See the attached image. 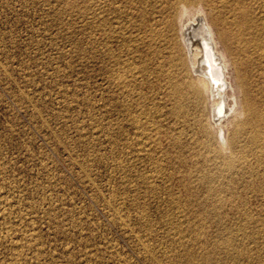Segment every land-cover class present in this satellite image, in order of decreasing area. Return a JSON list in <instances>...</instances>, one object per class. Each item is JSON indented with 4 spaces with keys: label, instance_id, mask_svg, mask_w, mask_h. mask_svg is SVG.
Wrapping results in <instances>:
<instances>
[{
    "label": "rangeland",
    "instance_id": "obj_1",
    "mask_svg": "<svg viewBox=\"0 0 264 264\" xmlns=\"http://www.w3.org/2000/svg\"><path fill=\"white\" fill-rule=\"evenodd\" d=\"M89 1L0 0V264H264V155L259 158L254 148H247L246 159L237 162L231 176H220L208 196L197 169L213 168L218 160L206 161L195 140L181 149L168 130L176 119L167 115L166 67H161L166 49L157 47V58L143 75L147 82L142 77V86L130 83L120 91L108 78L118 67L113 61L131 59L134 52L129 45L124 49L125 40L105 39L100 31L89 38ZM135 1L104 0V18L110 28L119 18V24L124 21L129 43L139 35L151 41L145 19L151 6L143 14ZM202 2L238 72L252 70V87L260 97L258 123L264 130L263 62L254 51L242 53L230 34L235 0ZM96 4L98 11L101 0ZM246 4L251 24L264 27V0ZM115 6L120 17L110 12ZM155 42L162 45V37ZM188 52L182 50L184 58ZM244 55L257 58L243 61ZM203 60L206 65L207 58ZM154 68H161L160 78ZM130 88L141 92L133 95ZM156 102L159 116L153 114ZM136 117L158 138L156 145L146 142L147 153L134 151ZM156 118L163 125L159 129L153 126ZM176 125L174 131H180L183 121ZM192 135V129L186 130L181 139L189 142ZM154 162L164 169L162 179ZM177 199L190 204L175 208ZM246 218L252 222L245 224ZM221 225L233 228L235 244L250 257L233 262L217 247L226 234L219 231Z\"/></svg>",
    "mask_w": 264,
    "mask_h": 264
},
{
    "label": "bare ground",
    "instance_id": "obj_2",
    "mask_svg": "<svg viewBox=\"0 0 264 264\" xmlns=\"http://www.w3.org/2000/svg\"><path fill=\"white\" fill-rule=\"evenodd\" d=\"M251 1L252 0H247V1L246 0H239V1L235 0V2L233 3V6L231 9L232 11H234V13H233V17L229 18V20L232 24H235L234 25L235 28L230 30V34H232V36L236 39L239 45L240 51L242 53L243 52L247 53L249 51L251 54V52L254 51V53L258 55V58L255 55L253 56V58L254 59L257 58L263 62L261 63L259 74H261L262 77L264 78V27L259 25L258 23L251 24L252 22L250 20V13L248 9L249 4H246V2L251 3ZM256 1L258 2L261 0H256ZM89 2H90L89 5L91 4V8H90L91 10L89 9L90 10V14H89L90 27L89 28L91 29L89 30V32L91 31V36L89 35V38H91L95 32L100 31L102 34H104L105 39L110 40L116 37V38H121L125 40L126 44H125L124 49L126 50L129 45L131 46L130 48L133 50L131 51L134 52V55L131 56L130 49L127 50L130 53L129 56L132 57L131 59L117 58L116 61L114 60L113 62H115V64H117L119 68L116 67L115 70L111 71L109 77L106 75V77L111 79V82L113 81L112 82L113 84L115 83L118 86L120 91L127 89L130 83L131 84L134 83L135 85L139 84V86H142L143 84L142 81L144 80L142 77L145 76L144 72L146 70L148 72L149 70L147 69V65L149 64L150 60L157 58V55H158L157 47L160 48V46H162L163 48L166 49L167 54L166 56H164V60L161 62V67L164 65L166 67L165 72L163 73L165 75L164 77L166 80L165 81V87L167 90L166 95L170 102L169 108L167 110V115H170L172 118L176 119V120H173L171 123L172 129H168V130L169 131L171 130L170 133L173 136V138L180 143L181 149L182 148L183 150L187 149L189 143L190 144L194 143V140H195V142L199 145V148H200L199 154L202 155L206 161H212L215 159L218 160V161L215 160L216 164L214 165L213 168L211 166L210 168L203 169L200 167L199 169H197V172L199 173L200 178L203 181H205L208 187V192H207L208 196L213 195V190H214L213 183H215L220 176H222L223 174H227L231 176L236 168L237 162H240L243 159H246L245 157L248 155L247 148H251V149L254 148L256 150L257 157L259 158H261L264 155V130L258 123V121L261 118V111L257 105L260 97L257 96L258 92L256 93L252 87V79L250 77L251 75L249 76V73L251 74L252 70L247 67L246 74H242L238 72L236 62L234 61L226 45H224L221 37L219 36L212 18L208 16L206 12V7L203 4L202 0H136L135 1L137 3L136 6L139 7L140 11L143 12V14L146 11V5L150 4L151 10H149V12L151 16L145 17V19H148L150 21V27L148 28V30L153 33L151 36V41L150 40L145 41V36L139 35L138 38L133 36V38H136V39L135 40L131 39L133 40V42L131 43L128 42L129 41L128 38L130 39V34L127 31L128 27L124 26L125 24V22L123 21L124 19L122 20L123 24H121V22L119 24V21H118L120 19L119 18L116 21V24L114 25L112 24L111 26L113 27L110 28L108 25L110 20L109 22H107L106 18H104L106 9L103 6H105L104 4H106V2H104V0H101L102 5H99L98 11H95L96 9L94 10V8L96 7L94 6V4L98 5L96 4V0H90ZM109 10H112V9L110 8ZM110 12H113L115 13L117 17H120L122 11L120 10V7H116ZM146 12H148V10ZM237 14L239 15V18L236 16ZM116 16H114V18ZM144 16H146V14ZM224 21L226 24L230 25V22L228 21V19H223V22ZM243 24H245V26ZM157 37H162V40H163L162 45L155 42ZM119 47L121 48V46ZM185 48L189 51L186 58H184L182 55V50ZM94 50L92 51L94 52ZM122 55L125 56L124 54ZM203 58H207L206 65L203 64V61H204ZM253 58L250 56L245 57L244 55V57H242V60L243 61L247 60L248 62H250V61H253ZM115 64H114V67H115ZM108 70L106 69L105 73ZM152 73H154V75L156 73V77L160 78L161 68H156V69L154 68V71ZM106 74H109V71ZM103 76L105 77V74ZM146 79L147 78H145V81ZM159 82H158V85H160ZM115 87L113 88L114 90H115ZM259 89L261 90V88ZM128 90L131 91V88ZM137 90L135 89L134 91H131V92H135ZM138 92H141V91H137V93ZM116 93L117 92L114 91V95L118 96V94ZM134 94L136 95V92L133 93V95ZM120 95L121 93L119 94V96ZM131 99H132V96H131ZM132 100H134V98ZM113 101L115 102L114 98H113ZM143 102L144 100H142V103ZM136 103L139 104V102H136ZM133 104H135V102H133ZM119 105L121 104L119 103ZM129 105H131V101L129 102ZM132 106H130V109ZM160 106L161 105H158L157 102H156V107L154 105L155 109H154L153 114H155L156 116H159L160 114L159 112H161L162 110ZM112 108L114 109V107ZM138 109H141V108H138ZM133 110L134 109L130 111H133ZM145 111L142 113L145 114ZM129 114L130 113H128V115ZM132 114H134V112ZM136 114L137 113H135V115ZM148 114L150 115V113ZM130 117H127L128 121L130 120ZM137 117L136 119H134V121L131 118V120L133 121V127L137 131V132H134L136 133L135 134L136 136L134 135L136 137L135 139L136 141L134 140L135 146L133 145L135 154L136 152L143 153L144 151L145 152L148 151V149L145 148V144L146 142H148V140H150V143H147V144L156 145L158 143L157 136L150 133L147 124L144 123V121L143 122L140 121V118H137ZM148 117L151 118L150 116ZM168 117L169 116H167V118ZM179 119L183 121V125H182L183 127H181L180 125L181 130L180 131L175 130L177 131L176 133L174 129L175 128L177 129L176 126L178 125H176V123L178 124ZM148 120L150 119L147 118L146 122H148ZM155 121H156L155 123L156 125H153V126H156L155 129L157 128L159 129L161 128V126H163L161 125L162 123L160 122L159 119L157 121V118H156ZM180 124H182V122ZM147 129L148 131H146ZM191 129L193 130V135L191 139L189 140V142L183 141V139H181L182 135L185 133L186 130H191ZM150 130H151V127H150ZM113 131L111 129L110 134ZM195 132L198 134V136L194 137ZM119 136H121V134ZM124 138L125 136L123 137V139ZM127 139H128V136H127ZM118 140L120 141V139ZM129 141H131V139ZM125 143L127 142L125 141ZM147 144H146V147H147ZM121 145L127 146L126 144H123V142L121 143ZM129 145H131V142ZM123 150H126V149H123ZM132 150L133 148L130 151ZM178 150L179 149H177V151ZM130 151H128V153ZM122 153H124V151ZM149 153H151V151H149ZM131 155H128V156L130 157ZM120 162H121L120 165L122 166V163L124 161L121 160ZM155 162H158V160L157 161L155 160ZM123 164H125V162ZM134 164H135V161H134ZM155 165L157 164L155 163ZM159 166H162V165H159ZM159 166L158 168H160ZM129 169H130V166H129ZM160 170L161 168L158 169L156 173L158 174L159 172H161ZM152 171L154 172V169ZM152 171L150 172L151 174L153 173ZM163 171L161 172V174L163 173ZM145 172L148 173V171H145ZM124 174L125 173H123V178H124ZM154 176H156L155 173H154ZM140 177L143 178V176H140ZM140 177L138 178L139 180H140ZM153 178L154 177H152L151 179ZM161 179H162V175H161ZM150 181H149V184H150ZM136 182H137V179H136ZM177 200L179 201V203ZM177 200H176L177 203H175V208H178L179 206H182V205L188 206L190 204L188 203V201L182 202L179 199ZM250 222L252 221L246 218L245 224H248ZM222 226L223 225H221L219 231L222 232L224 230L226 231V234H224L223 237H220V239H218L216 243L217 247H219V249L222 250L227 255V257L233 262L239 261L238 259L240 258V256L250 257L248 252H245L243 248H239V246L235 244V241H234L235 234L233 233L234 232L233 228L228 225L226 227L225 226L222 227Z\"/></svg>",
    "mask_w": 264,
    "mask_h": 264
}]
</instances>
